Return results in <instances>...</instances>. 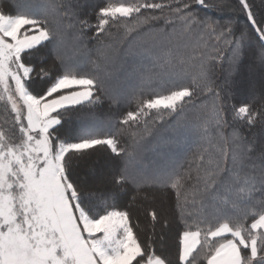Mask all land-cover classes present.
I'll return each mask as SVG.
<instances>
[{"label": "snow or ice", "instance_id": "6c2138e0", "mask_svg": "<svg viewBox=\"0 0 264 264\" xmlns=\"http://www.w3.org/2000/svg\"><path fill=\"white\" fill-rule=\"evenodd\" d=\"M238 2L264 41V26L249 0ZM194 5L220 8L207 0H108L96 12L94 25L79 21L81 34L95 28V37H103L115 29L124 43L139 38L135 47L143 50L141 69L151 62L150 69L132 70L139 83L137 106L120 118L121 126L146 125L153 114L160 121L165 115L175 119L197 89L215 94L203 127L184 123L202 144L187 166L163 164L151 171L142 164L136 133L132 145L122 148L115 135L84 123V113L76 117L82 125L78 136L70 140L60 133L65 114L100 102L98 93L107 94L111 80L103 50L99 59L105 63L90 61L91 68L83 51L67 54L66 33L77 27L65 23L75 16L71 5L25 0L15 15L0 11V102L10 125L0 128V264H166L151 252L145 261L130 211L118 203L129 184L138 190L155 184L171 188L182 219L194 218L180 233V264H196L200 248L206 264H264V148L257 170L254 146L238 130L225 136L230 125L224 89L215 91L207 64L216 58L209 49L219 43L227 46L235 63L246 33L236 37L231 20L222 23L201 15ZM153 50L161 54L152 55ZM260 58L264 63V51ZM34 78L46 83L42 94L30 89ZM231 111L234 120L250 126L264 118V112L253 111L248 103L233 104ZM100 148L115 157L104 189L80 178L87 156ZM189 184L191 191L186 192ZM189 205L193 211L185 215ZM148 215L154 229L158 214ZM203 224L208 227L201 228Z\"/></svg>", "mask_w": 264, "mask_h": 264}, {"label": "trees", "instance_id": "16d2710c", "mask_svg": "<svg viewBox=\"0 0 264 264\" xmlns=\"http://www.w3.org/2000/svg\"><path fill=\"white\" fill-rule=\"evenodd\" d=\"M22 3H25V0H20ZM82 1L85 0H63L65 4L71 5V10L75 13L72 21H65V23H76V28L68 29L66 33V43L70 45L73 52L78 50L83 51L86 59L89 61L87 64L88 68L92 67L90 61L98 60L101 57V51L105 52L107 56V72L110 74L111 80L108 85L109 92L98 93L101 96L100 102L95 105H84L83 107H78L75 112L71 114H65V119L60 127V133L62 136H67L70 140L73 137H76L80 134V129L82 127L81 122L77 121L76 117L84 113L86 115V120H90V124H87L93 131L101 132L104 134L111 133L116 136L120 147L125 148L132 145L133 142V133H136V139L140 141L139 152L142 157V164L148 170L151 171L152 167H155L159 164L160 160L155 154H152L150 151L149 143L152 140L166 139L168 141L178 138L175 135L177 130V124L180 123V126H184L185 122L189 123V127L194 126L196 123L201 125L200 122H204L209 115V110L207 109L208 114H205L206 118L202 120L197 119L196 113L197 108L201 110V105L203 103L204 108H206L209 98H213L210 103H213L215 100L214 92H206L203 89H197L192 100L188 106L185 107L184 111L175 119L170 118L165 115L164 120L160 121L156 119L155 114L149 117L147 124L141 123L139 127L128 128V126H121L119 124L120 118L127 111H135L137 106V97L139 94V83L137 80L131 78H121V70L128 66L130 63V53L140 52L141 49L135 47V38H132L127 43L122 42L123 34L117 32L115 29L110 30V35L106 34L103 37H95V28H86L81 34L79 30V21H87L88 24L94 25L96 23L95 14L100 7H103L107 0H87V3ZM212 4H216L222 8H212L203 9L198 5H194V10L200 12L201 15L210 16L215 20H219L222 23L231 20L233 22L232 27L236 37H239L241 33H246L248 38V43H242V52L240 58L233 63L228 64L227 57L232 55L228 51L227 46L224 43H219L215 48L209 49L211 56L216 57L215 59H208L207 64L209 66V76L210 80L215 85V91H219L221 88L224 89L222 92L223 103L228 108L226 114V119L229 123V127L224 129L225 136H230L233 130H238L240 136L246 138V141L254 146V151L252 152V161L256 164L257 170L260 167V155L261 149L264 148V118H261L253 126L247 124L246 120H234L231 107L235 104L237 107L240 103H248L251 105L253 111L264 112V74L261 68H256V74L260 75V80L255 82L254 88L246 89L247 82L244 78L243 68L248 62L246 55L249 54L251 59L256 58L258 55H261V52L264 49L261 48V40L258 35L253 32L254 36L251 37L248 27L249 25L246 19L245 13L241 11V6L239 5L238 0H207ZM156 2H162V0H157ZM249 3L252 5V10L256 14L258 21H262L264 24V0H249ZM22 4L17 3L15 0H0V11H3L4 14L15 15L18 13L19 7ZM263 26V25H262ZM253 43H252V40ZM74 41L78 42V45L74 44ZM104 45H111L110 48L104 49ZM161 54V50H159ZM218 52H223L224 57L220 58L217 56ZM99 62L103 65L105 61L99 59ZM51 62H49L50 64ZM146 64H143V69H141V64L139 69H144ZM251 65V63H249ZM137 66V65H136ZM263 68V66H262ZM236 79H240L242 83L238 82ZM134 80V81H133ZM227 81V84L224 82ZM187 82V81H186ZM137 85L136 87L131 88V84ZM46 83L34 78L30 83L29 87L33 92H40L46 88ZM119 88H131L130 93L122 96ZM198 95V96H197ZM197 107V108H196ZM212 105L209 107L211 110ZM2 115H5V110L2 108ZM199 112V111H198ZM69 115L71 118H69ZM85 123V121H84ZM10 127V125H7ZM176 127V128H175ZM189 136L192 137L193 134H196L194 131H190ZM178 134V133H176ZM214 135V132L212 133ZM168 146V145H167ZM202 144L199 142L188 144H183L180 146V156L181 161L175 162L174 165L179 167L181 164L187 166V161L192 158L193 154L196 153ZM167 148V147H166ZM169 149V148H167ZM182 152V153H181ZM94 156V158H93ZM92 158L94 160H92ZM87 168L80 171V178L82 180H87L90 184L94 185L97 188L104 189L108 187V179L110 178V173L112 172V163L115 160V157L111 154L110 150L100 148L96 151L91 152L87 156ZM91 161V162H90ZM94 162L97 164L98 168L94 167ZM174 162V161H173ZM107 163V164H104ZM166 163V162H165ZM164 163V164H165ZM172 165V164H170ZM251 167V164H249ZM90 173L91 175H96V177H90V174L87 176L84 175V172ZM192 185L189 184L186 192H190ZM160 195L168 202V213H171V223L166 220L160 222V212L161 205L157 203V206H148L144 205V199H151V202H156L157 199H161ZM189 201L191 196L188 197ZM255 199H260V194L255 195ZM119 204L126 207L131 214L132 223L136 227L134 231L137 233L139 240L142 243L146 255L144 257L145 261L147 260V253L151 252L155 255L160 256L162 259L166 260V264H180L179 261V238L180 233L186 230L185 223H193V219H188L187 221L182 219L181 208L178 206L176 192L171 188L164 187L158 184L155 185H144L139 190L135 185L129 184L127 190L124 193H121ZM183 196L181 197L180 204H183ZM130 206H133L131 208ZM142 211L145 212V222L143 223L140 220V215ZM155 211L158 214V222L155 224L158 232L164 231L168 236H173L175 239V252L174 257H171L167 253H162L156 250L154 241L151 238V233L149 230L153 229V222L151 216L148 215L149 212ZM193 211L192 207H186L184 209V214ZM248 224L251 223L249 219ZM168 224V225H167ZM208 227L207 224L201 225V228ZM195 231V227L191 229ZM160 236L161 233H160ZM199 247V246H198ZM203 248H200L197 252L196 264H206V260L203 257Z\"/></svg>", "mask_w": 264, "mask_h": 264}, {"label": "rangeland", "instance_id": "374dc122", "mask_svg": "<svg viewBox=\"0 0 264 264\" xmlns=\"http://www.w3.org/2000/svg\"><path fill=\"white\" fill-rule=\"evenodd\" d=\"M15 1L19 4L24 3V2L22 3L20 0H15ZM82 2L87 3V0L82 1ZM207 2L210 3V1H207ZM209 10H212V8H210ZM262 25L264 26V24H262ZM246 27H248V31H249L251 37L254 36V34H253V32H255L254 28H252L250 25H246ZM138 39L139 38H135L134 39L135 42H137ZM247 43H248V38L245 37V39L243 40V44H247ZM252 43H253V40H252ZM74 44L78 45L79 43L74 41ZM70 51H72L70 48V45L67 44V54L68 55H71ZM142 51L130 53V63L128 64V66L123 68V71L121 70L122 73L120 75H121L122 79L130 78L129 80H131L132 70L133 69H139L140 64H141V52ZM159 53H160L159 50H153L152 51V55H159ZM231 56L232 55L229 54V56L227 57L228 58L227 59L228 64L231 63V61H230ZM260 56L261 55H258L256 58L251 59L249 54L246 55V59L248 60L249 63H251V65H249V63H247L244 67H242L243 71H244V75H245L244 78L246 77L245 80L247 82L246 89H252V87L254 88L255 82L260 80V75L256 74V72H255L256 68H261L262 72L264 74V63L261 62ZM49 62H51V60H49ZM144 64H146L144 69H150L151 68V62L150 61H145ZM262 66H263V68H262ZM236 80L238 82L242 83V81H240V79H236ZM225 83L227 84V81H225L224 84ZM136 86L137 85H135L133 83L131 84V88L136 87ZM119 89H120L119 91L122 92V96H123V94L127 95L131 91L129 88H126V89L125 88H122V89L119 88ZM212 99L213 98H209L207 100L208 104H207L206 108H204L203 103L200 104L201 108H202L201 110H199V108L196 107L197 113H196L195 117L197 119L199 118V120H202L203 118H206L205 114H208L210 112L209 107L213 104V103H210L212 101ZM2 108H4V110H5V106H4L3 102H0V128L7 130L9 128V127H7L8 124H5V119L7 117L5 115L4 116L2 115V113H3ZM207 109L209 110V112H207ZM88 122H90V120L89 121L85 120L86 124H90ZM200 124H201L200 126L203 127L204 122H200ZM174 131H175L174 132L175 135L178 136V138H175L174 140L168 141L166 139L156 138V139L152 140L151 143H149L150 151L152 152V154H155V156L158 157V159L160 160L158 165H163L165 162H166L165 164L174 165V163L176 161L180 162L181 161V156H180V146L181 145L186 144V143L188 144L189 142L201 143V138L197 134H193V136L190 137L189 132H187L188 130L184 126L177 127V130H174ZM176 133H178V134H176ZM166 147L169 149H167ZM93 158H94V156H93ZM93 158H92V160H94ZM104 164H107V163H104ZM93 165H94V167L96 166L95 167L96 169L98 168V166L95 162ZM153 168L154 167L149 168V169L152 170ZM87 171L88 170H86V172ZM89 172H90V170H89ZM89 172H88V174L92 173V172H90V173ZM96 175L90 174V177H96ZM160 198L161 199H157L156 202H151V199H149V198L144 199V205L146 204L148 206H157L158 205L157 203H159L161 205V209H159L160 222L166 220V221H168V223L169 222L171 223L172 222L171 221V213H170V211L168 213V209H167L169 204L166 201V199L163 197V195H160ZM130 207L133 208V206H130ZM142 213L143 214L140 215L139 218L143 223L145 222V224H146V220H145V216H144L145 212L142 211ZM149 232L151 233V238L154 241V243L156 242V244H155L156 250H158L159 252H162V253H167L171 257H174L175 245H176L174 237L168 236V234H166V232H164L162 230L160 231L162 236H160V233L158 232L157 227H155L152 230H149ZM179 241H180V238H179Z\"/></svg>", "mask_w": 264, "mask_h": 264}, {"label": "water", "instance_id": "95a60500", "mask_svg": "<svg viewBox=\"0 0 264 264\" xmlns=\"http://www.w3.org/2000/svg\"><path fill=\"white\" fill-rule=\"evenodd\" d=\"M255 30V29H254ZM256 32V31H255ZM257 35L259 36V34L257 33ZM264 44V41H261Z\"/></svg>", "mask_w": 264, "mask_h": 264}, {"label": "bare ground", "instance_id": "6f19581e", "mask_svg": "<svg viewBox=\"0 0 264 264\" xmlns=\"http://www.w3.org/2000/svg\"><path fill=\"white\" fill-rule=\"evenodd\" d=\"M257 34V33H256ZM259 37V36H258Z\"/></svg>", "mask_w": 264, "mask_h": 264}]
</instances>
